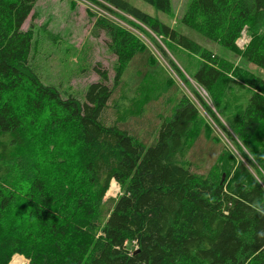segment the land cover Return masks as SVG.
<instances>
[{
  "label": "trees",
  "instance_id": "obj_1",
  "mask_svg": "<svg viewBox=\"0 0 264 264\" xmlns=\"http://www.w3.org/2000/svg\"><path fill=\"white\" fill-rule=\"evenodd\" d=\"M36 1L0 0V264L15 253L29 264H264V78L126 0H92L196 58L191 77L232 132L193 89L194 99L242 157L223 145L199 172L185 156L192 135L216 136L186 94L146 139L105 119L124 70L146 51L126 27L105 16L94 23L116 57L112 83L98 63L82 99L41 82L22 28ZM141 1L173 9L172 0ZM179 24L264 69V0H188ZM246 27L250 41L239 49ZM239 82L249 96L227 107ZM112 181L120 191L108 200Z\"/></svg>",
  "mask_w": 264,
  "mask_h": 264
},
{
  "label": "rangeland",
  "instance_id": "obj_2",
  "mask_svg": "<svg viewBox=\"0 0 264 264\" xmlns=\"http://www.w3.org/2000/svg\"><path fill=\"white\" fill-rule=\"evenodd\" d=\"M126 1L158 20L180 29L222 56L231 67H239L264 78V69L256 67L220 44L207 40L197 32L179 24L180 15L188 0H172L173 9L170 14H163L141 0ZM118 13L109 14L92 0H37L22 28L32 33L28 63L41 82L56 87L62 95L70 94L82 99L87 85L98 79L93 69L98 63L101 68L107 70L112 83L117 70L116 57L107 48L106 35L103 32H93L96 18L105 16L134 32L146 49L134 56L114 88L113 96L105 111L107 122L119 123L140 137L149 138L151 135L148 133L154 130L160 116L171 113L176 96L186 94L196 102L192 94L194 89L201 94L220 121L232 132L229 123L214 109L204 90L191 77L196 58L180 48L167 44L146 25L133 19L149 34L148 37L122 19L119 15L121 13ZM249 30L246 27L237 39L239 49H243L250 41ZM262 31L263 27L258 26L256 32ZM153 40L179 67L182 76L171 68L167 58L161 54ZM248 96V87L239 82L234 92L228 96L226 105L232 107L234 104H244ZM196 105L210 124L216 138L209 139L200 132L194 133L191 147L185 154L186 158L193 162L199 172L207 169L223 145L238 159H242L236 147L220 131L208 113L197 102ZM241 146L251 157L245 146L243 144ZM261 183L264 185L263 182ZM119 191L118 184L112 181L105 197L108 200L115 199ZM14 258L21 264H29V260L22 253H15L10 262Z\"/></svg>",
  "mask_w": 264,
  "mask_h": 264
},
{
  "label": "bare ground",
  "instance_id": "obj_3",
  "mask_svg": "<svg viewBox=\"0 0 264 264\" xmlns=\"http://www.w3.org/2000/svg\"><path fill=\"white\" fill-rule=\"evenodd\" d=\"M10 264H21L18 260H16V258H14Z\"/></svg>",
  "mask_w": 264,
  "mask_h": 264
}]
</instances>
